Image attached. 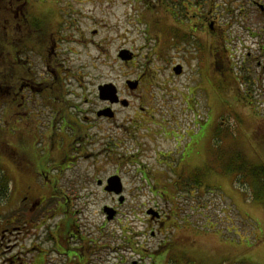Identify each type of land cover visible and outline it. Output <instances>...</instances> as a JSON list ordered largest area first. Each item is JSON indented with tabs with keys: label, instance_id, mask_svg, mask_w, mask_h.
Segmentation results:
<instances>
[{
	"label": "flooded vegetation",
	"instance_id": "1",
	"mask_svg": "<svg viewBox=\"0 0 264 264\" xmlns=\"http://www.w3.org/2000/svg\"><path fill=\"white\" fill-rule=\"evenodd\" d=\"M59 1L0 0V150L4 151L0 165L5 163L7 179L21 180L23 185L16 206H0L12 210L0 221V246L5 240L10 243L14 235H24L27 245L18 257L21 264H142L141 232L127 224L132 209L120 210L126 205V197L137 190L128 189L120 173L106 174L103 167L107 165L102 163L100 168L96 162L98 156H109L110 148L122 149L116 157L120 163L136 159L138 154L133 152L123 159L128 154L123 152L125 138L113 142L102 129L105 123L115 121L121 110L133 107L138 115L134 123H142L145 114L147 121L153 118L142 105V79H124L123 85L117 79L99 82L94 88L96 100L90 101L87 82L92 79L86 77L88 62L81 57L90 41L81 26L93 19L56 11ZM68 1L86 5L100 0ZM154 1L162 7L161 14L154 15L156 33L165 38L167 28L177 37L181 58L172 69L179 66L184 73V63L194 62L198 72L212 70L214 77L228 80L220 71L219 55L222 50H232L229 44L235 48L231 59L238 61L236 66L243 75H235L234 80L260 85L264 93V0ZM96 33L89 31L91 36ZM157 56L164 67L169 65L168 58ZM135 61L133 54L131 60L123 62ZM128 82L136 83V87L131 90ZM108 85L113 87L112 96L101 98V89ZM166 88L161 87L163 91ZM218 129L215 127L212 134L216 136ZM166 130L164 127L161 133L164 139L169 136ZM146 135L156 137L150 131ZM137 147L142 150L141 145ZM147 147L158 149L150 144ZM152 162L155 168L163 167L162 171L158 168L160 173L169 172V152L158 151ZM81 166L86 169H79ZM197 170L186 175L179 169L177 175L200 179ZM100 171L106 176H99ZM141 172H146L145 167ZM112 177L120 180V194L106 190ZM99 194L110 197L112 204L103 208L110 207L115 214L108 221L102 208L104 223L95 225L86 209L90 199ZM159 217L154 220L158 224L162 223ZM113 223L117 226H105ZM13 255L12 251L3 261L11 262Z\"/></svg>",
	"mask_w": 264,
	"mask_h": 264
},
{
	"label": "rangeland",
	"instance_id": "2",
	"mask_svg": "<svg viewBox=\"0 0 264 264\" xmlns=\"http://www.w3.org/2000/svg\"><path fill=\"white\" fill-rule=\"evenodd\" d=\"M67 8L72 11H66ZM161 8L154 0H100L86 5L60 0L55 4L56 11L93 19L81 26L90 41L81 56L83 62H88L86 77L92 79L87 82L88 99L96 100L94 88L99 82L117 79L123 85L124 79L134 81L140 77L142 105L152 112L153 118L147 121L145 114L143 122L136 124L133 120L138 115L134 107L121 110L115 121L105 123L102 129L113 142L126 139L123 152L128 154L123 159L130 156L129 152L137 153L133 162H118L116 157L122 149L115 148H110L109 156H98L96 162L100 168L102 163L107 165L102 166L106 174L120 173L127 188L137 190L126 197V205L120 210L132 209L127 224L141 232L142 264H264V202L251 199L255 190L248 185L249 179L241 178L238 182L240 174L236 169L240 165L246 169L264 167V93L260 85L234 80L235 75H243L236 66L238 61L231 59L235 48L229 44L232 50H222L219 55L220 71L228 80L222 82L220 77L213 76L212 70L198 72L194 62L184 63V73L174 75L171 65L180 61V49L173 31L166 28L165 38L156 33L154 15L161 14ZM90 30H96V35L91 36ZM123 50L136 56L134 64L119 58ZM157 55L168 58L169 65L164 67ZM208 58L207 55L206 64ZM161 87L167 88L163 91ZM164 127L169 133L166 139L161 134ZM215 127L219 128L216 136L212 134ZM138 128L140 131L134 136ZM149 131L156 137H147ZM149 144L158 149L148 148ZM136 145H141L142 150ZM192 150L199 155L195 152L184 158ZM158 151L169 152L168 173H160L158 168L162 171L163 167L155 168L152 162ZM1 167L7 178L5 163ZM142 167L145 173L141 172ZM196 167L200 179L177 175L179 169L188 175ZM122 172L128 174L124 176ZM99 173L106 176L104 171ZM6 181L8 198L0 200V206H16L23 185L21 180L12 181V177ZM90 201L86 209L89 221L95 225L104 223L101 210L112 200L99 194ZM10 208L0 209V221L10 214ZM148 211L157 216L147 215ZM159 215L162 223L158 224L154 220ZM114 225L117 226H105L111 229ZM3 244L0 264H21L27 238L14 235L10 243L5 240ZM12 251L14 260L4 262Z\"/></svg>",
	"mask_w": 264,
	"mask_h": 264
},
{
	"label": "trees",
	"instance_id": "3",
	"mask_svg": "<svg viewBox=\"0 0 264 264\" xmlns=\"http://www.w3.org/2000/svg\"><path fill=\"white\" fill-rule=\"evenodd\" d=\"M4 156V151L0 150V157ZM240 174L238 177V182L241 178L249 179L248 185L255 190L251 199L254 201L264 202V167L254 166L246 169L243 165L236 168ZM2 171L0 165V200L6 197L8 198V180Z\"/></svg>",
	"mask_w": 264,
	"mask_h": 264
},
{
	"label": "water",
	"instance_id": "4",
	"mask_svg": "<svg viewBox=\"0 0 264 264\" xmlns=\"http://www.w3.org/2000/svg\"><path fill=\"white\" fill-rule=\"evenodd\" d=\"M118 56H119V58L122 61H129V60L132 59V54L129 53L128 51H126V50L121 51ZM172 71H173L174 75H176V76H179L181 74V72H182V70H181V68L179 66L174 67ZM127 85H128V87L131 90H133L136 87V83H134V82H128ZM112 88L113 87L111 85L103 87L101 89V93H100L101 94V98L102 97H111L112 96V90H111ZM106 190L108 192H112V193H115V194H120L122 189H121V184H120L119 178L118 177L110 178L109 181H108V186H107ZM122 202H123V197H120L119 203H122ZM103 212L107 216V220L108 221L113 219L114 214H115L113 209L105 206L103 208ZM147 215H151L152 217H156L157 216V214L155 212H153V211H148Z\"/></svg>",
	"mask_w": 264,
	"mask_h": 264
}]
</instances>
